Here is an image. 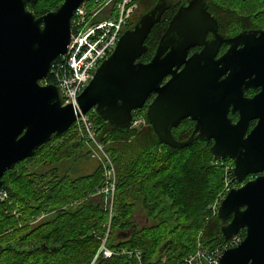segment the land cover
<instances>
[{
	"label": "water",
	"instance_id": "1",
	"mask_svg": "<svg viewBox=\"0 0 264 264\" xmlns=\"http://www.w3.org/2000/svg\"><path fill=\"white\" fill-rule=\"evenodd\" d=\"M37 1L0 0V190L7 171L33 157L54 135L70 130L80 116L72 105H64L58 85L41 81L53 62L67 53L72 18L85 0H64L40 16L28 8V3ZM174 1L158 0L123 32L80 94V109L84 115L94 110L113 127L129 130L135 112L155 95L146 116L162 143L181 149L214 139L213 157L233 160L238 182L256 175L231 189L220 205L222 237L229 240L245 231L238 245L223 252L220 264H264V49L253 54L247 47L228 54L224 61L230 60L236 70L220 82L212 64L216 48L207 45L201 54L187 59L212 20L205 0H188L170 20L153 57L143 61L147 38ZM193 4L200 5L198 12ZM250 73H256L263 92L244 99ZM231 104L241 113L236 123L228 117ZM188 117L197 121L199 135L178 141L172 129ZM252 119L259 121L247 135Z\"/></svg>",
	"mask_w": 264,
	"mask_h": 264
},
{
	"label": "trees",
	"instance_id": "2",
	"mask_svg": "<svg viewBox=\"0 0 264 264\" xmlns=\"http://www.w3.org/2000/svg\"><path fill=\"white\" fill-rule=\"evenodd\" d=\"M63 1L38 0L28 3V8L40 16ZM157 1L137 0L129 27ZM174 14L175 9H168L153 27L143 61L153 57ZM138 112L144 113L147 123L129 130L113 127L94 110L88 114L99 141L117 167L111 222L104 198L94 195L104 184L102 165L78 177L66 172L38 191L33 185L36 175L27 167L5 173L2 190L7 198H0V264H185V258L197 250L199 243L212 251L227 241L222 237L221 219L209 208L224 189V166L217 165L211 149L201 143L181 149L162 143L145 110H137L135 115ZM192 125L183 122L174 129L175 138L187 140ZM88 145L84 132L74 124L63 135H54L26 161L38 159V166L40 162L41 166H52L50 173L41 174L51 179L59 174L62 160L77 159L79 151ZM39 151L42 156L37 158ZM224 162L234 165L230 158ZM138 201L146 211L148 223L143 226L133 219ZM44 212H54L55 216L36 221ZM109 225V247L114 251L138 249L141 260L119 253L111 258L100 256L94 263ZM241 235L244 238L245 231Z\"/></svg>",
	"mask_w": 264,
	"mask_h": 264
},
{
	"label": "built area",
	"instance_id": "3",
	"mask_svg": "<svg viewBox=\"0 0 264 264\" xmlns=\"http://www.w3.org/2000/svg\"><path fill=\"white\" fill-rule=\"evenodd\" d=\"M88 2L89 0L83 1L74 13L71 42L67 53L53 62L48 77L42 80L41 84L58 85L64 93V105H72L76 114L80 113L75 124H78L80 130L84 132L87 143L90 146L93 145V148L91 147L94 150L92 157H98L103 167L104 184L94 195L104 198L105 205L109 209L111 222L114 215V199L118 180L115 163L104 149L105 146L99 141L95 126L88 114H82L78 99L94 77L99 65L115 50L121 35L128 28L131 18L135 15L137 0H103L102 2L95 0V7H92ZM49 76L51 80H49ZM146 123L144 116L134 115L132 128H142ZM96 150L102 153L99 154ZM216 164L224 166L226 171L224 189L209 206L213 214L217 215L228 192L233 188L243 186L247 180L237 181L239 184L235 183L231 177V175L234 176V165L225 163L222 159H218ZM0 198H7V193L0 190ZM42 217L44 216L39 219ZM109 237L110 225L102 238L94 263L100 256L111 258L119 253L135 255L141 260L142 253L138 249L134 251L125 248L121 251L111 249ZM243 239L240 232L212 251L207 250L199 243L197 250L187 256L184 262L185 264H220L219 259L223 252L238 245Z\"/></svg>",
	"mask_w": 264,
	"mask_h": 264
},
{
	"label": "flooded vegetation",
	"instance_id": "4",
	"mask_svg": "<svg viewBox=\"0 0 264 264\" xmlns=\"http://www.w3.org/2000/svg\"><path fill=\"white\" fill-rule=\"evenodd\" d=\"M189 2L188 0H176L169 9H175L176 14L180 8L187 6ZM205 3L206 10L212 20L209 19L210 21L207 24V30L202 40H198L199 43H196L189 49L187 59L201 54L207 45L216 48L213 52L214 59L212 61L216 70L213 71L219 73L217 77L220 82H225L224 80L236 70L230 64V60L225 63L224 58L228 54L244 52L247 47L251 48V53L253 54L264 49V0H205ZM193 7L195 12L200 10L199 4H193ZM128 28L130 27L128 26ZM214 61L217 64H214ZM184 67L185 64L181 65L178 71H182ZM257 78L256 73H250L249 77L245 78V82L251 86L245 87L244 99H253L263 92V84H260ZM168 79L169 77L164 82ZM154 97L155 95H152L147 100L143 109L146 114L147 108ZM233 107L234 105L231 104L228 117L233 123H236L241 119V113L240 110L234 111ZM185 121H190L193 124L190 137L192 135L197 137L199 135V131H196L197 121L192 117L182 120L177 127L172 129V133L174 129L178 128ZM258 121V119H252L249 122L247 135L258 124ZM214 142V139H210L204 140L201 144L211 149ZM194 143L199 144V142ZM255 176L251 174L247 179H252Z\"/></svg>",
	"mask_w": 264,
	"mask_h": 264
},
{
	"label": "rangeland",
	"instance_id": "5",
	"mask_svg": "<svg viewBox=\"0 0 264 264\" xmlns=\"http://www.w3.org/2000/svg\"><path fill=\"white\" fill-rule=\"evenodd\" d=\"M99 1L102 2L103 0H99ZM94 2H95V0H89L88 3L91 4L92 7H95ZM136 115L138 117H143L144 113L138 112ZM91 147L93 148V145H91V146L88 145V147L82 148L79 151V155H78L79 157L77 159H71V160H67V161L65 159L62 160V162L59 165L60 166L59 167V174L56 176H53L51 179H49L48 174L46 176H41V174L45 171H48L47 173H50L49 170L52 168V166L42 165L43 166L42 167L41 166L42 162H40V164L38 166V164H37V162L39 161L38 159L35 161H33V160L29 161V162L24 160V161L18 163L14 169L21 171L23 168L27 167L29 173L36 175V177H34L35 182L33 185H34V189L36 191H38L42 187L49 185L48 181H52L53 178H54L53 180L61 179L62 176H64L66 172H68L71 175V177H78V176H81L84 174L91 173L96 169V167L101 166V160L98 157H92V153L94 152V150ZM104 149L107 151L106 147H104ZM96 151L99 154L102 153L99 150H96ZM47 153H49V151ZM41 154H42V152L39 151L37 158L41 157L42 156ZM107 154H109V153L107 152ZM114 166H115V169L117 172L116 164ZM8 177H9V173L5 176V178H8ZM117 179H118V174H117ZM41 216H44V219L47 220V219H50L53 216H55V214H54V212H51V213L44 212ZM39 218H37L36 221L40 220ZM133 219L135 220V223L139 226H143V225H146L148 223L147 217H146V211L143 209L141 201L137 202V206H136V209H135V212L133 215ZM109 222H110V219H109Z\"/></svg>",
	"mask_w": 264,
	"mask_h": 264
}]
</instances>
